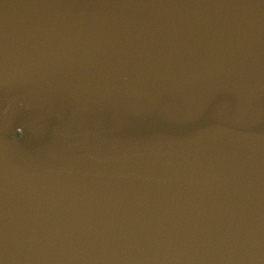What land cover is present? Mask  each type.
Returning <instances> with one entry per match:
<instances>
[{
	"label": "water",
	"instance_id": "1",
	"mask_svg": "<svg viewBox=\"0 0 264 264\" xmlns=\"http://www.w3.org/2000/svg\"><path fill=\"white\" fill-rule=\"evenodd\" d=\"M0 264H264V0H0Z\"/></svg>",
	"mask_w": 264,
	"mask_h": 264
}]
</instances>
